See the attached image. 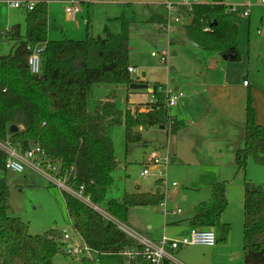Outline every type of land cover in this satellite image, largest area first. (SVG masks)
I'll use <instances>...</instances> for the list:
<instances>
[{
	"label": "trees",
	"instance_id": "trees-1",
	"mask_svg": "<svg viewBox=\"0 0 264 264\" xmlns=\"http://www.w3.org/2000/svg\"><path fill=\"white\" fill-rule=\"evenodd\" d=\"M27 12L25 33L19 26L3 33V40L13 43L7 56L0 54V143H10L26 153L31 144H38L53 164L60 162L61 176L70 173L69 184L84 194L95 206L105 202L118 167L109 126L122 123V113L111 101L99 102L90 113L88 93L93 85L125 86L130 93L150 86L133 77L128 68L129 32L123 21L122 33L114 35L108 27L104 37L90 35L83 41L48 39V1ZM191 23L185 28L189 41L209 53H219L228 60L239 61V17L227 11L223 0L194 5L187 13ZM164 23L165 18L156 19ZM6 36V37H5ZM44 45L42 59L45 72L33 75L28 66L30 45ZM164 101H160L162 105ZM139 106V105H138ZM137 106V107H138ZM134 105L124 117L128 142L142 141L137 130L141 127L165 126L168 115L160 108L152 113H138ZM171 134L185 128L184 122L172 119ZM16 126V131L11 128ZM245 144L235 155L238 173H245L248 159L264 164V125L256 122V113L249 95L246 104ZM6 153L0 148V172L6 173ZM164 198L161 182L153 193L126 194L121 200L108 202L107 213L119 222H127L130 210L156 207ZM64 200L72 223L74 239H80L95 254H122L136 241L126 235L112 220L92 207L64 192ZM228 207L226 185H213L210 200L200 203L190 220V227L215 230L222 227L224 237L230 226H221ZM216 233V232H215ZM217 236V234H216ZM219 242L217 238V243ZM65 244L59 230L33 236L28 224L10 215V187L6 177H0V264H55ZM244 264H264V186L244 179ZM81 264H95L84 258ZM164 264H168L165 262Z\"/></svg>",
	"mask_w": 264,
	"mask_h": 264
},
{
	"label": "rangeland",
	"instance_id": "rangeland-1",
	"mask_svg": "<svg viewBox=\"0 0 264 264\" xmlns=\"http://www.w3.org/2000/svg\"><path fill=\"white\" fill-rule=\"evenodd\" d=\"M16 0H0V54L7 56L13 43L3 40V33L13 25H20L21 36L25 33L27 12L14 9L8 3ZM211 4L213 0H203ZM264 0H223L227 6L238 11H245L250 5V17L239 20L238 49L239 61L228 60L219 53H209L198 49L187 35L186 27L191 17L182 14V19L175 25V31L169 35L161 31L160 23L150 22L151 18H165L164 3L146 5H125L121 0H49L48 1V39L51 41H83L87 37L89 24L90 35L104 37L108 27L114 35L122 33L123 21L128 23L129 62L138 69L142 81L164 82L167 88L173 85L193 88L197 93L195 102L199 109L192 110V120L176 134L168 135L159 126L139 128L137 132L142 141L128 142L124 117L127 109L137 107V102L147 99V91L127 92L125 86L111 84L93 85L88 93L87 106L90 113L96 110L100 101L114 98L116 107L122 113V123L109 126L107 136L111 139L114 156L118 167L113 173V184L107 192L105 202L98 208L107 213L108 202L121 200L126 194L140 190L153 193L157 189L160 177L156 167H150L152 174L142 177L141 173L149 163V158L167 156L165 146L170 142L174 153L170 152L167 166L168 207H179L185 225L190 226L189 218L194 214L195 206L210 199L213 185L224 183L228 207L221 219V226L229 225L234 241H239L244 217L241 219L239 204L244 194V179L256 186H264V164H257L253 158L248 159L245 173L237 172L235 155L237 148L245 144L246 104L250 95L256 113V122L264 125ZM179 3L180 0H172ZM75 3L79 14L71 19L66 9ZM160 27V29H159ZM6 37V36H5ZM168 52V63L162 64L160 51ZM152 53L158 55L153 57ZM42 74L45 64L41 66ZM145 74V76H143ZM244 82L250 85L245 88ZM183 94H185L183 92ZM203 115H202V114ZM200 115L197 117L196 115ZM6 177L10 187V215L21 218L28 224L33 236L44 235L50 230H65L74 235L71 220L64 200V192L48 178L33 170L26 169L18 174L11 171L0 172ZM172 183L177 188H172ZM178 191L174 204L169 203V195ZM182 196L187 199L182 200ZM156 206L155 208H158ZM155 208H137L130 210L127 222H119L122 231L129 237H144V230L149 225L160 231L164 225L163 215ZM100 213V212H99ZM243 215V212H242ZM106 216V215H105ZM244 216V215H243ZM228 220V222L225 221ZM218 244L220 236L224 237L222 227L216 229ZM243 242V241H242ZM74 243L75 240H74ZM243 250V244H242ZM227 250L205 253L211 264H244L238 258L229 262ZM175 255V254H174ZM204 254L201 253V256ZM175 257L183 264H191L186 257ZM85 257H70L65 247L55 264H81ZM95 264H123L121 254H93Z\"/></svg>",
	"mask_w": 264,
	"mask_h": 264
},
{
	"label": "built area",
	"instance_id": "built-area-1",
	"mask_svg": "<svg viewBox=\"0 0 264 264\" xmlns=\"http://www.w3.org/2000/svg\"><path fill=\"white\" fill-rule=\"evenodd\" d=\"M36 0H16L8 3L10 7L26 12H31L38 5ZM205 4L203 0H180L179 3L166 2L164 4L165 22L161 25V31L166 32L168 35L175 31V25L182 19L181 12L189 13L194 5ZM264 6V1L262 2ZM229 13H235L239 19H247L250 16V5L247 9L241 13L233 6H227ZM79 7L75 3L66 9L67 15L71 19H75L79 14ZM30 54L28 56V66L30 72L33 75H41V66L43 63L42 54L45 50L44 45H30L28 47ZM153 57H158L157 54L152 53ZM160 60L162 64L168 63V52L160 51ZM129 73L133 76H137V69L134 67L128 68ZM244 85H248L244 82ZM152 101L147 104H141L138 107H134L138 113H152L157 109L163 108L166 110L168 115V122L166 127L168 129V135L170 138L171 129L173 125V117L171 110L177 106L180 99L184 97L183 92L174 91L167 88L164 85H158L157 87L150 86L147 89ZM158 96H163L164 103L160 104ZM0 148L6 153L7 159L5 163V169L14 173L22 174L26 169L33 170L37 173L45 175L48 180L66 193L72 195L76 199L92 207L95 211L100 212L98 206L93 205L90 199L84 194V187H80L79 190H75L70 184V173H65L61 176L60 162L55 164L49 160L44 150L38 144H31L29 150L26 153H22L18 147L12 146L10 143H0ZM167 149V156L162 160L159 156H152L149 158V163L142 171L141 176L146 177L152 174L150 167H156V175L160 177L159 181L164 193V198L159 204L160 212L166 216L167 214V192L169 191V183L167 181V166L169 163L170 156V142L165 146ZM172 188H177L176 183H172ZM176 214H180L181 210L176 209ZM103 216L112 220L121 230L122 226H119V221L113 219L108 214L101 213ZM72 224V223H71ZM136 241V245L121 255L125 258L123 264H183L174 255V252L179 249L180 246H203V247H214L217 245V236L213 230H199L191 228L187 236H183L179 239H171L163 236L159 242H152L145 237H130ZM74 237L67 231L62 232V242L65 244L66 253L70 257L84 256L85 258L94 260L93 254H95L89 247L83 245L80 239L76 243L73 242ZM95 261V260H94Z\"/></svg>",
	"mask_w": 264,
	"mask_h": 264
},
{
	"label": "crops",
	"instance_id": "crops-1",
	"mask_svg": "<svg viewBox=\"0 0 264 264\" xmlns=\"http://www.w3.org/2000/svg\"><path fill=\"white\" fill-rule=\"evenodd\" d=\"M121 1H122L121 3H123L125 5L126 4L127 5H132V4L146 5V4H159V3L161 4L164 2L165 3L171 2L172 0H121ZM181 13H185V11L181 12ZM185 14L188 15L187 13H185ZM156 19H157L156 17H153V18H151L150 22H152L154 24H158V26H160ZM48 22H49V16H48ZM14 26L20 27L19 24L13 25L9 30H11ZM159 29H160V27H159ZM9 30H7V31H9ZM130 66L136 68L134 65L130 64ZM137 73H138V69H137ZM143 76H145V74H143ZM136 78L141 80V78H139L138 76H136ZM144 82H147V81H144ZM147 83L150 85H152V84L165 85L164 82H160V81H153V82H147ZM243 86L245 88L250 87V85H243ZM173 87H174V89H173L174 91H181V92H184L185 94H184V97L182 99H180L177 106H175L171 110V115L174 119H176L180 122H184L185 125L187 123H191L189 121H190V119L191 120L193 119L192 118V115H193L192 110L194 108L199 109V107H198V105L194 99L195 96L197 95V93H195L196 91L191 87H189L188 89H186V87L182 88L181 84H175V85H173ZM147 94H148V92H147ZM157 98L160 101L163 100L162 99L163 96H158ZM108 100H111L115 103L114 98H108V99L103 100V101H108ZM103 101H100V102H103ZM151 101H152V99H151L150 95L148 94L147 99L143 100L141 102H137V105L147 104V103H150ZM201 114L200 115L198 114L196 116L199 117V116H201ZM258 124H260V123H258ZM260 125H262V124H260ZM161 127H163V128H161ZM160 128L162 130H165V126H160ZM241 148H237V149H241ZM170 152L173 154L174 149L171 148ZM138 191L140 192V190H138ZM162 191H163V189H162ZM141 193H144V192H141ZM178 195H179L178 191H176V190H173L172 192H170L169 203L174 204ZM226 195H227V193H226ZM210 197H211V195H210ZM186 199H187V196H182V200L185 201ZM152 208H155V207H152ZM195 208H196V206H195ZM155 209H156V211L160 212L159 208H155ZM176 209H180V208L179 207H174V208L168 207V203H167V214H166V216H164L160 212L164 218V225H163L162 229L160 231H155V230H153V226L149 225L147 227V229L144 230L145 234H143V236L145 238L149 239L150 241L156 242V243L159 242L163 236H166V237L171 238V239H179L183 236H187L191 230V227L185 225L182 221L183 218H181V216L183 215L184 212H182V210L180 209L181 213L176 214L175 213ZM239 209H240L239 211L241 212V219H242L244 217L243 216L244 215V194H243V200L241 198V201L239 204ZM194 211H195V209H194ZM242 212H243V215H242ZM193 216H194V214L191 216V218H189L188 222H190V220L192 219ZM225 221L228 222V220H226V219H225ZM226 224H228V223H226ZM230 229H231V227H230ZM215 232H216V230H215ZM72 236L74 237V235H72ZM220 238H221V236H220ZM225 239L226 240L223 242V244L217 243V245L214 247H203V246L183 247V246H180L179 249L174 252V254L176 256L186 257L191 264H211V262H208V258H207V256H205V253L212 252L213 254H217V252L223 251V250L228 251L227 253H229V255H230L229 256V262H231V263L234 262L235 260H237L238 258H240V260H242V256L244 259V252L242 250V244H243L242 232H241L239 241H237V240L234 241L232 232H229V234H227ZM74 240H75V242H77V238ZM201 253H203L204 255L201 256ZM124 261H125V258H124Z\"/></svg>",
	"mask_w": 264,
	"mask_h": 264
},
{
	"label": "water",
	"instance_id": "water-1",
	"mask_svg": "<svg viewBox=\"0 0 264 264\" xmlns=\"http://www.w3.org/2000/svg\"><path fill=\"white\" fill-rule=\"evenodd\" d=\"M98 39H100V38H98ZM159 51H161V49H159ZM161 128H163V127H161ZM18 128L16 127V126H13L12 128H11V131H16Z\"/></svg>",
	"mask_w": 264,
	"mask_h": 264
}]
</instances>
